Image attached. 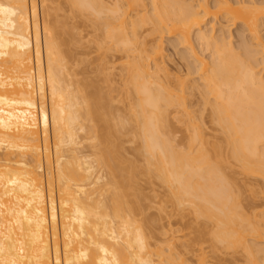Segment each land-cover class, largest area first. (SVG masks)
<instances>
[{
  "label": "bare ground",
  "instance_id": "obj_1",
  "mask_svg": "<svg viewBox=\"0 0 264 264\" xmlns=\"http://www.w3.org/2000/svg\"><path fill=\"white\" fill-rule=\"evenodd\" d=\"M38 4L0 0V264H264V0ZM139 167L167 189L156 252Z\"/></svg>",
  "mask_w": 264,
  "mask_h": 264
},
{
  "label": "rangeland",
  "instance_id": "obj_2",
  "mask_svg": "<svg viewBox=\"0 0 264 264\" xmlns=\"http://www.w3.org/2000/svg\"><path fill=\"white\" fill-rule=\"evenodd\" d=\"M38 1L40 2V0H37V4H38ZM39 5V4H38ZM41 11V10H40ZM63 12H61V14H62ZM41 14V13H40ZM66 21V20H65ZM68 22H70L71 21V19H68L67 20ZM66 21V22H67ZM77 21H79V20H77ZM83 21V20H82ZM82 21H81V19H80V22L78 23V24H80V23H82ZM67 22V26H71V24L70 23H68ZM71 23H73V20H72V22ZM70 24V25H69ZM229 24V25H228ZM228 25V26H227ZM86 27H83V24H82V27L81 28H83V29H76V31L74 30V29H72V28H74L73 26H72V30H73V32L75 31L77 34H78V31L79 32H81L82 31V35L85 37V38H83L82 40H86V42H88V40L87 39H89L90 38V35L89 34H87V33H91V36L92 35H94L95 34V31H93L92 29L93 28H91V27H89V26H87V25H85ZM227 26V27H226ZM238 26V25H237ZM235 26V27H233L232 25H231V23H229V22H227V24H226V22H224V25L223 26H221L222 28L223 27H225L224 29L225 30H228V31H226L227 33H226V36H231V38H232V40H231V42H232V44L234 45V48H236L237 49V51H239L240 52V49L242 50V47L244 46L243 45V42H245V41H247L248 43L250 42L249 41V36H248V31H244L242 34H241V36L240 35H237V33L238 34H240V30H241V28H240V26ZM79 27V26H78ZM89 27V28H88ZM229 27V28H228ZM67 28V27H66ZM91 28V29H90ZM218 28H220V25H219V23H218V26L216 25V30H218ZM240 28V29H239ZM231 29V30H230ZM67 30L68 31H72V30H70V28L68 27L67 28ZM84 30H85V32H84ZM88 30V31H87ZM230 30V31H229ZM56 31V30H55ZM90 31V32H89ZM93 31V32H92ZM74 32V33H75ZM84 32V33H83ZM229 32V33H228ZM71 33V32H70ZM73 33V34H74ZM86 33V34H85ZM86 35H89V37L88 38H86ZM217 35H219V33L217 34ZM243 35V36H242ZM245 35V36H244ZM229 36V37H230ZM229 37H228V42H229ZM249 37V38H248ZM240 38H241V40H240ZM245 38V39H244ZM246 38H248V40H246ZM166 41H164V46H165V48H166V53H167V55H169L168 56V58L170 57V59H168V60H170L171 62V64L173 65V66H171L170 68H174V69H172V71L174 70H176V65H178V63L179 62H177V60L179 59V57H178V55H177V53L175 52V50H173L172 48H171V43H172V41H174L173 39H168V38H166L165 39ZM243 41V42H242ZM84 42V41H83ZM170 42V43H169ZM247 42H245L246 44H247ZM240 43V44H239ZM243 45V46H242ZM248 45V44H247ZM246 45V47H250V45L249 46H247ZM168 47H169V50H167L168 49ZM245 47V46H244ZM254 47L255 46H251V49L253 50L254 49ZM171 49V50H170ZM206 51V53H204L205 54V56L206 55H208V58L211 56V51H209V50H205ZM243 51V50H242ZM210 52V53H209ZM170 53H172V54H170ZM209 53V54H208ZM240 53H242L243 54V52H240ZM245 53V52H244ZM210 55V56H209ZM207 57V56H206ZM175 58V59H174ZM207 58V59H208ZM259 58V57H258ZM171 59H173L174 60V62L171 60ZM209 60H210V58H209ZM179 61V60H178ZM170 64V65H171ZM70 66V65H69ZM72 66V65H71ZM176 67V68H175ZM73 68V67H72ZM178 69V68H177ZM260 73H261V75L262 76H264V70L262 69V68H260ZM263 71V72H262ZM118 105V107H121L122 108V106H120V104H117ZM112 122V121H111ZM110 122V123H111ZM88 123V122H87ZM112 123H114V125H115V122H112ZM110 124V125H113V124ZM90 123H88V125H89ZM87 125V126H88ZM132 126L133 125H126V131L128 130V132L127 133H129L130 132V129H131V132H132ZM180 127V128H179ZM175 136H173V137H176V144L178 145H180L182 142H183V140H184V136H183V128H181V126H178V128L177 127H175ZM179 131V132H178ZM124 132V131H123ZM178 133H180V134H178ZM124 134H126V132L124 133ZM81 135H84V134H81ZM126 137V136H125ZM125 137L123 138V140H122V142L123 141H125L124 139H125ZM131 140L132 141V136L131 135H129V136H127V139H126V141H128V140ZM125 141V143L126 144H123L124 145V148H125V150H127L128 151V153H126L127 151H125V150H123V152H125V153H122V156L124 155V157H125V159H127L128 158V163H129V160H137L136 161V163L138 162V164L139 165H142L143 163H142V160H141V158L142 157H140V155H138L136 152H135V149L137 148V144H138V142H137V144H136V142H135V144H134V140H133V144L131 143V142H129V143H127ZM136 141V140H135ZM83 142V141H82ZM85 142V143H84ZM83 143L85 144H82V145H84V148L82 147L80 150L82 151V153L83 154H86L87 155V153H89L88 151H91V150H89L88 149V147H89V144H87L88 142H86V141H84ZM121 142V143H122ZM185 142V141H184ZM183 142V143H184ZM53 143V141H52V138H50V145ZM120 143V145H122ZM124 143V142H123ZM81 145V146H82ZM80 146V147H81ZM88 146V147H87ZM91 146V145H90ZM79 147V148H80ZM123 147V146H122ZM90 149H91V147H89ZM94 151V150H93ZM92 151V152H93ZM122 152V151H121ZM132 153V154H131ZM90 155H91V152L89 153ZM128 154V155H127ZM136 154V155H135ZM127 157V158H126ZM135 157V158H134ZM139 157V158H138ZM132 158V159H131ZM91 160V162L93 161V159H89V161ZM96 160V159H95ZM142 163V164H140V162ZM94 162V161H93ZM126 163V162H125ZM94 164V166H95V163H93ZM123 166V165H122ZM128 165H126V167H127ZM143 166H144V164H143ZM129 167V166H128ZM128 167H127V169H128ZM124 168H125V165H124ZM142 168V167H141ZM100 168H98V170H99ZM105 169V168H104ZM139 170H140V167H139ZM142 170H143V168H142ZM142 170H140V172H138V174L139 173H141V171ZM97 171V170H96ZM101 172L103 171L102 169L100 170ZM99 171V172H100ZM106 171V170H105ZM127 170H126V168H125V172H126ZM104 172V171H103ZM102 172V176H104V178L105 179H103V181H101L100 182V184L98 185V186H100L101 187V185H104L105 184V182L107 183V181H108V179H107V175H109L107 172V175H106V173L104 172L103 173ZM129 172V171H128ZM95 173H98V171L97 172H95ZM143 173V172H142ZM140 174V176L137 174L136 176H134V178H135V181H137V188H138V192H140V194H142L141 196H139V198H138V195H139V193L137 192V194H136V197H137V200L139 201V199H140V201H139V204H141L142 206H141V208L139 209L140 211H136V213H135V215H133L132 216V219H131V222L132 223H134V225H135V227L136 228H138V229H140V231L141 232H143V234L145 233V235H147V236H145L147 239H148V241L147 242H151L150 243V245H151V249L150 250H153L152 252H156L157 251V249H156V246L158 245V247H163V246H165L166 247V245H164V241H166V239H165V235H164V229L165 230H167L165 227L167 226V224H168V221L166 220V219H164V216L165 215H163L162 213H164L163 211H160L159 210V208H161V207H163L162 205H164V202H165V204H166V201H167V197H166V195H167V189L165 188V185H161V182H159V181H157V180H155L154 178H152V176H150V178L148 177V176H144V174ZM97 174H95V176H96ZM101 175V174H100ZM123 175H126V174H123ZM135 175V174H134ZM107 176V177H106ZM108 178H110V177H108ZM136 178H137V180H136ZM132 181H134V180H132ZM131 181V182H132ZM134 184V183H133ZM136 185V184H135ZM108 187V186H107ZM135 188V187H134ZM107 190H108V188H107ZM140 190V191H139ZM142 191V192H141ZM128 192H129V190H128ZM132 192V191H131ZM136 192H133L132 194L134 195V193H136ZM104 195H103V197L102 198H104L105 200H107V197H108V195L110 196V194L107 192V194L104 192L103 193ZM106 195V196H105ZM106 198H105V197ZM135 196V195H134ZM143 196V197H142ZM130 198H131V196H130ZM132 198H133V196H132ZM142 198V199H141ZM165 198V199H164ZM109 199V198H108ZM132 201H133V199H132ZM135 201H136V199H135ZM107 202V201H106ZM144 208H145V210H144ZM142 210V211H141ZM169 210L170 209H168V212H169ZM167 211V210H166ZM140 212H142L141 214H139ZM119 223L121 224V222L119 221ZM117 226H118V224H117ZM165 226V227H164ZM141 227V228H140ZM142 229V230H141ZM60 229H59V226H58V234H60V236H61V231H59ZM163 235H162V234ZM165 236V237H164ZM165 239H163V238ZM163 240V241H162ZM163 243V244H162ZM163 245V246H162Z\"/></svg>",
  "mask_w": 264,
  "mask_h": 264
}]
</instances>
